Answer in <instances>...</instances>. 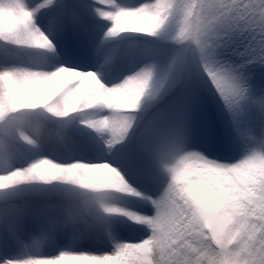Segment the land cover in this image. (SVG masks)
I'll return each instance as SVG.
<instances>
[{"label": "snow or ice", "instance_id": "obj_1", "mask_svg": "<svg viewBox=\"0 0 264 264\" xmlns=\"http://www.w3.org/2000/svg\"><path fill=\"white\" fill-rule=\"evenodd\" d=\"M98 3L102 7L97 14L110 22L105 38L157 36L175 23L177 42L183 45L175 88L182 85L185 68L198 60L216 92L234 108L245 98L244 78L230 67L218 66L214 54L239 42L249 63L264 65V0H146L134 7L119 0ZM53 6L57 14L49 27L54 34L65 33L71 46L72 26L81 22L75 0L60 4L40 0L35 5L29 0H0V42L55 54L56 43L36 22L37 13ZM155 91L152 66L111 85L96 72L67 66L52 71L0 70V201L9 200L18 186L58 182L83 190L76 195L95 224L123 232L128 225L114 219L119 217L150 230L142 239L115 242L111 250L82 251L72 250L71 242L83 239L87 232L73 229L62 250L46 255L45 241L75 225L79 211L60 220L41 214L49 205L20 206L15 227L0 232V238L16 245L17 251L0 254V264H264V150L252 151L236 163H220L185 151L180 130L169 129L137 148L145 181L158 186L153 196L138 191L120 168L108 162L65 164L40 158L27 167H10V137L41 113L66 118L106 110L107 114L98 118L93 114L82 123L112 148L129 139L144 98ZM21 138L36 143L24 133ZM161 142L162 150L157 147ZM260 143L264 145V140ZM132 162L137 163L135 156ZM125 197L150 203L152 214L118 206ZM32 222L42 230L25 243L22 230Z\"/></svg>", "mask_w": 264, "mask_h": 264}, {"label": "rangeland", "instance_id": "obj_2", "mask_svg": "<svg viewBox=\"0 0 264 264\" xmlns=\"http://www.w3.org/2000/svg\"><path fill=\"white\" fill-rule=\"evenodd\" d=\"M40 0H29L35 5ZM123 5L134 7L146 0H119ZM61 0H57L60 4ZM79 6L81 22L73 25L70 46L65 33L54 34L49 22L57 14L56 6L43 9L36 16L38 26L48 31L57 45L55 54L38 50L21 49L0 42V55L6 46L18 51L15 57L1 58L0 70L5 67L29 68L38 71H52L59 66H67L81 71L96 72L102 80L111 85L118 83L125 76L141 68L154 67L155 94L147 95L137 115V121L130 137L122 145L109 148L105 139L94 130L87 128L82 121L107 114L106 110H89L88 113H76L66 118H56L48 113H41L31 125L21 126L10 137V167L23 168L40 158H49L58 163H103L108 162L120 168L129 182L145 196L157 193V185L145 181L137 151L142 145L169 129H179L185 151H195L220 163H236L255 150H264L260 143L264 140V65L249 63L242 54L239 42L228 44L217 50L213 59L218 66L230 67L237 75L243 76L245 98L234 108H229L211 84L200 61L190 63L184 70L181 87H173L177 75L178 57L183 48L177 42V26L170 22L157 36L144 34H126L118 38H105L104 33L110 22L97 14L102 5L98 0H75ZM146 36L141 40L140 37ZM149 40L158 41L161 48L150 45ZM154 52V53H153ZM104 65L106 68H100ZM221 118V119H220ZM220 119V120H219ZM21 133L36 140L27 144ZM158 149H163L161 142ZM135 156L137 163L132 162ZM2 171V170H0ZM32 184L18 186L11 190L12 197L28 193ZM38 186L37 193L57 201L41 203L49 205L42 210V215L66 220L70 212L79 211L78 221L69 225L67 232L50 236L45 241L43 254L52 255L69 243L73 229L86 231L80 240L72 241V250L107 251L115 242H129L144 238L150 231L147 226L139 230L131 223L122 222L128 227L120 232L94 223L91 212L82 206V200L76 194L81 189L71 185L53 182L49 185L33 183ZM71 189V191H69ZM10 197V198H12ZM58 199H60L58 201ZM36 201L11 204L0 211V232L5 228H14L20 206L35 208ZM118 206L152 214L151 204L140 197H125L117 202ZM108 215V214H105ZM116 219V218H114ZM38 222L25 225L22 239L25 243L41 232ZM17 246L6 244L0 238V254H15ZM7 258V257H6Z\"/></svg>", "mask_w": 264, "mask_h": 264}, {"label": "trees", "instance_id": "obj_3", "mask_svg": "<svg viewBox=\"0 0 264 264\" xmlns=\"http://www.w3.org/2000/svg\"><path fill=\"white\" fill-rule=\"evenodd\" d=\"M139 39H141V40H144V39L148 40L146 38V36L140 37ZM148 43L155 48L154 52H156L157 51V48L161 46V43L158 42V41L149 40ZM17 52H18L17 50L11 49L10 47L6 46L4 54L3 55H0V59L1 58H8L11 55H14L15 56V55H17ZM30 188L31 189L25 195L17 196V197H12V198H9V200H7V201H0V211L3 210L8 205H11V204H21V203H24V202H28L30 200L36 201L37 203H40V204L41 203L52 202V201H57V199H48L46 197L40 196L37 193L38 186H35V185L32 184ZM59 200L60 199H58V201Z\"/></svg>", "mask_w": 264, "mask_h": 264}, {"label": "bare ground", "instance_id": "obj_4", "mask_svg": "<svg viewBox=\"0 0 264 264\" xmlns=\"http://www.w3.org/2000/svg\"><path fill=\"white\" fill-rule=\"evenodd\" d=\"M100 68L105 69L106 67H105L104 65H102ZM220 119H221V118H220ZM220 119H219V120H220ZM26 135H27V134H26ZM104 215H105V214H104ZM116 219H119V220L122 221V222H128V224L131 223L130 221L127 220V218H119V217H117ZM144 226H145V225H140V226H136V227L139 228V230H143V229H144ZM59 250H62V249H59ZM59 250H57L56 253H57ZM56 253H55V254H56Z\"/></svg>", "mask_w": 264, "mask_h": 264}]
</instances>
